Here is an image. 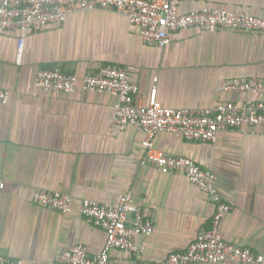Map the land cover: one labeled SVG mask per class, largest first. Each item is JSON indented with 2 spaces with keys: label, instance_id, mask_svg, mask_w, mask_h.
Wrapping results in <instances>:
<instances>
[{
  "label": "crops",
  "instance_id": "0c3cea01",
  "mask_svg": "<svg viewBox=\"0 0 264 264\" xmlns=\"http://www.w3.org/2000/svg\"><path fill=\"white\" fill-rule=\"evenodd\" d=\"M215 6L264 15V0H179L181 12ZM18 36L16 30L0 33V87L10 91L0 106V258L45 264L77 244L96 255L106 232L81 213V201L113 202L124 192L154 230L135 237L142 253L112 249L114 260L159 264L169 253L186 250L211 227L215 207L209 196L181 171L163 173L142 162L146 133L139 125L111 121L115 96L85 89L52 93L37 88L36 74L41 68L83 74L116 65L140 86L136 101L142 106L153 87L171 108L264 100V94L223 89L234 79L264 80V34L192 27L160 47L145 41L125 15L92 9L30 33L21 58ZM151 142L216 174L219 195L231 206L220 224L223 237L264 257V127L226 129L209 142L162 130ZM37 188L71 194V209L37 205Z\"/></svg>",
  "mask_w": 264,
  "mask_h": 264
},
{
  "label": "built area",
  "instance_id": "2783aa9c",
  "mask_svg": "<svg viewBox=\"0 0 264 264\" xmlns=\"http://www.w3.org/2000/svg\"><path fill=\"white\" fill-rule=\"evenodd\" d=\"M117 11L138 26L148 43L160 47L171 42L173 33L187 28H221L264 34V15H252L222 6L179 10V0H0V33L16 30L18 58H21L26 37L47 25L63 22L68 15L82 10ZM37 88L62 95H72L79 89L108 93L116 97L111 121L117 125L141 126L146 138L143 163L163 173L181 171L190 182L203 190L214 203L215 212L210 228L201 230L189 247L171 252L159 264L239 263L264 264V257L250 248L227 241L220 230L223 216L230 210L216 187V174L193 159L169 155L152 145V138L162 130L181 133L186 139L216 141L221 131L242 125L264 127V100L218 101L204 108H171L157 98V88L150 92L147 105H139L136 97L140 86L133 82L127 69L103 64L83 74L65 73L59 68H41L35 77ZM224 90L264 94V80L234 79L223 84ZM9 89L0 87V106L8 102ZM33 201L40 206L61 212L71 209L72 195L66 192L37 188ZM81 213L106 232V242L99 253L88 254L85 245L57 253L45 264H143L141 260L116 261L112 249L140 254L143 245L135 241L138 235H149L154 223L144 216L129 192L116 201L100 202L92 198L81 201ZM0 264H24L20 259L0 258Z\"/></svg>",
  "mask_w": 264,
  "mask_h": 264
}]
</instances>
